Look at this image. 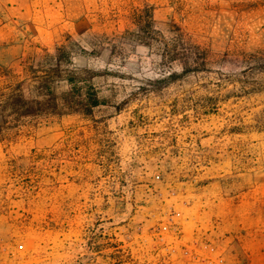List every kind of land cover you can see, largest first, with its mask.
Returning <instances> with one entry per match:
<instances>
[{
  "label": "rangeland",
  "instance_id": "rangeland-1",
  "mask_svg": "<svg viewBox=\"0 0 264 264\" xmlns=\"http://www.w3.org/2000/svg\"><path fill=\"white\" fill-rule=\"evenodd\" d=\"M71 42L104 103L0 135V264H264V0H0V86Z\"/></svg>",
  "mask_w": 264,
  "mask_h": 264
},
{
  "label": "trees",
  "instance_id": "trees-1",
  "mask_svg": "<svg viewBox=\"0 0 264 264\" xmlns=\"http://www.w3.org/2000/svg\"><path fill=\"white\" fill-rule=\"evenodd\" d=\"M135 17L137 29L132 32L136 35V42L154 44L161 33L155 26L153 8L146 5ZM75 44L55 46L53 52H46L28 64L26 78L0 86V135L5 130L18 127L28 118L67 113L92 116L94 109L104 103L92 82L91 72L86 68H70L74 56L85 52L84 49L77 51ZM164 46L165 59L176 60L184 56L185 60H189V55L169 48L168 41ZM182 74L172 73L168 79ZM0 76L7 77L8 74ZM62 81L68 89L59 91Z\"/></svg>",
  "mask_w": 264,
  "mask_h": 264
}]
</instances>
